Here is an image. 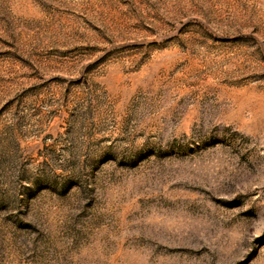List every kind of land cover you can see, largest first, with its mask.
Masks as SVG:
<instances>
[{
    "label": "rangeland",
    "instance_id": "rangeland-1",
    "mask_svg": "<svg viewBox=\"0 0 264 264\" xmlns=\"http://www.w3.org/2000/svg\"><path fill=\"white\" fill-rule=\"evenodd\" d=\"M0 264H264V0H0Z\"/></svg>",
    "mask_w": 264,
    "mask_h": 264
}]
</instances>
